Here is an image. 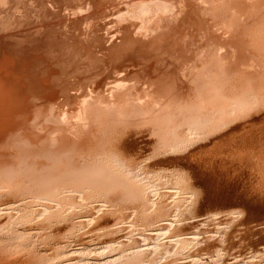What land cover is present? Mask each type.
Returning a JSON list of instances; mask_svg holds the SVG:
<instances>
[{"label":"rangeland","instance_id":"1","mask_svg":"<svg viewBox=\"0 0 264 264\" xmlns=\"http://www.w3.org/2000/svg\"><path fill=\"white\" fill-rule=\"evenodd\" d=\"M0 264H264V0H0Z\"/></svg>","mask_w":264,"mask_h":264},{"label":"bare ground","instance_id":"2","mask_svg":"<svg viewBox=\"0 0 264 264\" xmlns=\"http://www.w3.org/2000/svg\"><path fill=\"white\" fill-rule=\"evenodd\" d=\"M159 1H160V0H159ZM152 2H153V1H152ZM156 2H157V1H156ZM153 3H154V2H153ZM153 3H152V5H153ZM157 3H158V2H157ZM161 3H162V2H161ZM165 3H166V2H165ZM154 4H155V3H154ZM133 5H134V4H133ZM139 5H140V4H139ZM146 5H147V4H146ZM215 5H216V4H215ZM143 6H144V4H143ZM147 6H148V5H147ZM147 6H146V7H147ZM159 6H160V5H159ZM162 6H163V5H161V7H162ZM144 7H145V6H144ZM150 7H151V6H150ZM148 8H149V7H148ZM154 8H155V7H154ZM159 8H160V7H159ZM207 8H208V7H207ZM139 9H140V8H139ZM142 9H143V7H142ZM149 9H151V8H149ZM164 9H165V8H163V10H164ZM171 9H172V8H171ZM136 10H137V9H136ZM223 10H224V9H223ZM137 13H138V12H137ZM140 13H141V11H140ZM140 13H139V14H140ZM148 13H149V12H148ZM217 14H218V13H217ZM141 16H142V15H141ZM212 46H213V45H212ZM213 49H214V48H213ZM222 62H223V61H222ZM241 74H242V73H241ZM216 91H217V89H216ZM236 103H237V102H236ZM236 103H235V104H236ZM209 105H210V104H209ZM243 105H244V104H243ZM186 107H187V106H186ZM233 107H234V106H233ZM216 109H217V108H216ZM216 109H215V110H216ZM221 109H223V108H221ZM215 110H213V111L215 112ZM224 110H225V109H224ZM213 111H212V113H207L208 116H210V114H213ZM229 111H230V110H229ZM231 111H232V110H231ZM209 112H211V111H209ZM220 112H221V111H220ZM167 113H168V112H167ZM218 113H219V112H218ZM200 114H201V112H200ZM200 114L197 115V116H201ZM214 115H215V114H214ZM214 115H213V116H214ZM185 116H186V115H185ZM202 116L204 117V114H203V113H202ZM208 116L205 115V117H207V118H208ZM211 116H212V115H211ZM211 116H210V117H211ZM205 117L203 118V123H204ZM210 117H209V118H210ZM215 117H216V116H215ZM217 117H219V116H217ZM217 117H216V118H217ZM196 118H197L196 120H194V121H190V122H192L193 125L196 124V126H197V124L199 125V123L201 122L200 119H201L202 117H196ZM198 118H200V119L198 120ZM209 118H208V119H209ZM212 118H213V117H212ZM212 118H210V120H212ZM192 119H193V118H191V120H192ZM189 120H190V119H189ZM205 121L208 122L209 120H208V121L205 120ZM219 121H220V120H219ZM190 122H188V124H189ZM201 123H202V122H201ZM189 125H190V124H189ZM182 126H183V125H182ZM187 126H188V125H187ZM189 128L192 129V130L194 131V126L192 127V125H191ZM195 128H196V127H195ZM190 129H188V127H187V130H190ZM192 130H191V132H192V134H193V131H192ZM189 132H190V131H189ZM191 132H190V133H191ZM197 135H198V134H197ZM173 146H174V145H173ZM92 165H93V164H92ZM120 165H121V164H120ZM101 167H102V166H101ZM111 168H112V167H111ZM119 168H120V167H119ZM119 168H118V169H119ZM100 169H101V171L103 172L102 168H100ZM100 169H99V170H96V171H98L97 174H98V173H101V172H100ZM87 170L89 171L90 169H87ZM104 170H105V169H104ZM75 172H76V171H75ZM75 172H74V173H75ZM90 172L92 173V171H90ZM90 172H86L87 174L84 173V175L86 174V177H87V175H88V176L90 175V174H89ZM72 173H73V172H72ZM103 173H104V172H103ZM106 173H107V172H106ZM122 173H123V172H122ZM75 174H76V173H75ZM75 174H74V176L76 177ZM79 174H80V173H79ZM94 174H95V172H94ZM110 174H111V173H110ZM123 174H124V173H123ZM67 175H68V174H67ZM77 175H78V174H77ZM80 175H81V174H80ZM91 175H92V174H91ZM100 175H102V174H100ZM104 175H105V173H104ZM104 175H102V176H104ZM135 175H136V174H135ZM74 176H73V177H74ZM93 176H94V175H93ZM105 176H106V175H105ZM139 176H140V175H139ZM75 177H74V178H75ZM78 177H80V176H78ZM78 177H77V178H78ZM81 177H85V176L82 175ZM91 177H92V176H91ZM100 177H101V176H100ZM113 177H114V176H113ZM59 178H62V179H63V176H62V177L59 176ZM64 178H65V177H64ZM71 178H72V177H71ZM94 178H95V176H94ZM96 178H97V177H96ZM108 178H109V177H108ZM108 178H107V179H108ZM125 178H126V177H125ZM62 179H59V180H62ZM85 179H87V178H85ZM100 179H102V178H100ZM112 179H113V178H112ZM130 179H131V178H130ZM134 179H135V178H134ZM63 180H64V179H63ZM77 180H78V179H76V181H77ZM79 180H81V178H79ZM98 180H99V179H98ZM56 181H58V180H56ZM66 181H67V179H66ZM70 181H71V179H70ZM76 181L73 180L74 184H75V183L78 184V182H76ZM93 181H94V180H93ZM100 181H102V180H100ZM130 181H131V180H130ZM136 181H137V180H136ZM40 182H41V181H40ZM49 182H50V181H49ZM53 182H54V181H53ZM58 182H59V184H56V186H57V185L60 186V185H61L60 183H61L62 181H58ZM68 182H69V181H68ZM68 182L66 183V182L64 181V183H66V184H68ZM94 182H95V181H94ZM94 182H93V183H94ZM56 183H57V182H56ZM71 183H72V181H71ZM95 183H96V182H95ZM95 183H94V184H95ZM86 184H87V183H86ZM91 184H92V183L90 182V185H91ZM96 184H97V183H96ZM101 184H102V183H101ZM105 184H106V183H105ZM133 184H134V183H133ZM142 184H143V183H142ZM43 185H44V184H43ZM71 185H73V183L70 184L69 186L67 185V187L65 186L66 188H68V187L71 188V191H68V192L76 191V192H74V193H78V198H77V199H79V197L81 198V197H82V193H81V192H82V191H81V186H82V185H81V186H80V185H76V184L73 185V186H71ZM90 185H89V186H90ZM143 185H144V184H143ZM149 185H150V184H149ZM54 186H55V185H54ZM54 186H52V188H50V189H52V191H49V192H47L46 194H49V195H50V194L53 193V191H54V192L56 191V195H58V194H60V193L62 192L61 190H60V191H61V192H60V191H59V188H57V189H58V193H57V189H56V187H54ZM58 186H57V187H58ZM61 186H62V185H61ZM63 186H64V185H63ZM85 186H86V185H85ZM94 186H95V185H94ZM98 186L100 187V185H98ZM101 186H102V185H101ZM53 187H54V188H53ZM86 187H87V186H86ZM86 187H85V188H86ZM92 187H93V186H92ZM95 187H96V186H95ZM144 187H145V186H144ZM147 187L150 188L149 186H147ZM45 188H46V187H45ZM47 188H49V186H48ZM63 188H64V187H63ZM88 188H89V187H88ZM88 188H87V190H89ZM90 188H91V187H90ZM96 188H97V187H96ZM100 188H101V187H100ZM151 188H152V186H151ZM54 189H55V190H54ZM83 189H84V186H83ZM85 190H86V189H84V192H85ZM92 190H93V189H92ZM92 190H89V191H92ZM95 190H96V189H95ZM147 190H148V189H147ZM156 190H157V189H156ZM43 191H44V190H43ZM45 191H47V190H45ZM51 192H52V193H51ZM59 192H60V193H59ZM86 192H87V191H86ZM41 193L44 194V196H42ZM41 193H40V196H39V197H41V201H40V202H42V200H46L45 198L52 197V196H49V195H46V196H47V197H46L44 192H41ZM90 193H91V192H89V194H90ZM93 193H94V191H93ZM145 193H146V191H145ZM64 194H65V193H64ZM83 194H84V193H83ZM36 195H38V193H37ZM52 195H53V194H52ZM68 195H70V196H74L75 194L71 195V194L68 193ZM76 195H77V194H76ZM76 195H75V197H76ZM153 195H154V194H153ZM54 196H55V195H54ZM54 196H53V197H54ZM64 196H65V195H64ZM83 196H84V195H83ZM94 196H95V195H94ZM58 197H59V196H58ZM62 197H63V196H62ZM37 198H38V197H37ZM37 198H36V199H37ZM42 198H44V199H42ZM73 198H74V197H73ZM83 198H85V197H83ZM83 198H82V200H84ZM95 198H96V197H95ZM50 199H51V198H50ZM61 199H62V198H61ZM39 200H40V199H39ZM48 200H49V198L47 199V201H48ZM79 200H80V199H79ZM95 200H96V199H95ZM51 202H52V201H51ZM56 202H57V201H56ZM81 202H82V201H81ZM95 202H96V201H95ZM54 203H55V202H54ZM78 203H79V202H78ZM40 204H41V203H40ZM47 204H48V203H47ZM56 204H57V203H56ZM56 204H52V205L55 206ZM58 205H59V204H58ZM84 205H86V204H84ZM44 206H45V205H43V208H45ZM59 206H60V205H59ZM78 206H79V205H78ZM98 206H99V205H98ZM101 206H102V205H101ZM136 206H137V205H136ZM49 207H50V206H47V209H48ZM80 207H81V206H80ZM102 207H103V206H102ZM108 207H109V206H108ZM139 207H140V206H139ZM56 208H57V207H56ZM61 208H62V207H61ZM47 209H44V210L46 211ZM53 209H54V208H53ZM82 209H83V208H82ZM147 209H148V208H147ZM65 210H66V209H65ZM124 210H125V209H124ZM49 211H50V210H49ZM99 211H100V210H99ZM99 211H98V212H99ZM43 212H44V211H43ZM95 212H96V211H95ZM141 212H142V211H141ZM41 213H42V212H41ZM132 213H133V212H132ZM45 214H46V213H45ZM94 214H95V213H94ZM63 216H64V215H63ZM91 216H92V215H91ZM89 219H90V218H89ZM77 220H78V219H77ZM89 221H90V220H89ZM168 222H169V221H168ZM170 222H171V221H170ZM10 226H11V225H10ZM169 226H170V225H169ZM158 231H159V230H158ZM160 231H161V230H160ZM161 232H162V231H161ZM18 233H19V232H18ZM158 233H159V232H157V234H158ZM164 233H165V232H164ZM164 233L162 232V235H163ZM155 235H156V234H155ZM157 236H158V235H157ZM15 238H16V237H15ZM152 238H153V237H152ZM157 238H158V237H157ZM111 247H112V246H111ZM137 248H138V247H137ZM148 248H149V247H148ZM151 248H152V247H151ZM139 249H140V248H139ZM141 250H142V249H141ZM166 251H167V250H166ZM84 253H85V252H84Z\"/></svg>","mask_w":264,"mask_h":264}]
</instances>
